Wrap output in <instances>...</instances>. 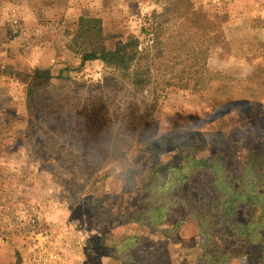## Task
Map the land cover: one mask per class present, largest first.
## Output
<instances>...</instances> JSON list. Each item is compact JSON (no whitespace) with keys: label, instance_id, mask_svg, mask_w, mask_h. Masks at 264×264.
Returning a JSON list of instances; mask_svg holds the SVG:
<instances>
[{"label":"rangeland","instance_id":"rangeland-1","mask_svg":"<svg viewBox=\"0 0 264 264\" xmlns=\"http://www.w3.org/2000/svg\"><path fill=\"white\" fill-rule=\"evenodd\" d=\"M177 1L201 12L185 21V38L209 45L208 64L221 72L209 82L188 74L173 80L184 88L161 90L169 75L156 71L138 90L111 80L118 71L101 60L82 61L81 15L102 20L100 45L136 36L144 49L177 31L180 19L153 16ZM88 5L27 26L31 71L2 62L0 39V66L25 84L17 101L0 97V264L30 262L46 248L59 255L53 264H264L261 242L231 225L251 222L254 237L264 235V208L244 198H264V179L247 167L253 151L264 154V43L253 60L237 55L264 36V0Z\"/></svg>","mask_w":264,"mask_h":264},{"label":"trees","instance_id":"trees-1","mask_svg":"<svg viewBox=\"0 0 264 264\" xmlns=\"http://www.w3.org/2000/svg\"><path fill=\"white\" fill-rule=\"evenodd\" d=\"M189 1V0H188ZM195 9L187 10L178 1L166 9L163 13H154V19L160 17H169L174 20L180 19L178 29L175 28L174 32H165V37H161V40L156 39L154 45H149L147 48L140 49L141 42L136 36H129L126 40L116 44L113 48H106L100 45L105 40L103 34V22L97 17H87L81 15L79 19V34L85 40H89L88 48L82 52V61H94L101 60L108 67H112L118 71L115 77L111 80L114 82L118 80H127L129 84L133 85L135 89L141 90L144 87L152 83V78L156 71H165L169 75L166 87L175 86L178 88H184V86L174 85V79L182 80L188 74L198 77L199 79H207L209 82L217 75H220L218 71H214L210 68L209 62V45L205 49H201L198 45L194 44L190 46L185 38V21L191 16L200 15ZM169 18L165 21H154L156 28L162 29L163 25H168ZM178 21H176L177 23ZM192 25V24H191ZM190 25V26H191ZM169 30V28H167ZM167 30V31H168ZM143 32L145 29L142 30ZM209 40V38L207 39ZM219 42L215 43V46ZM162 67V68H160ZM47 76L46 78H48ZM40 78H42L40 76ZM35 75L34 80L40 79ZM202 81V82H203ZM199 86V84H195ZM163 95V94H162ZM190 164H193L195 168H209L211 163L206 158H191ZM155 173L158 171L156 167L158 164H153ZM247 167L254 174L256 180L261 181L264 179V154L259 153L258 150L253 151ZM180 172L182 168H179ZM154 172V171H153ZM179 172V173H180ZM154 175V173H153ZM160 180L157 178L156 182ZM247 202H251L252 205H261L264 208V203L259 204L260 201H264L257 193H252L244 196ZM235 227V230L241 231V235L250 237L247 240L252 242H261L262 249L264 250V235L261 240L254 237L256 234L254 231L253 223H231ZM251 237H253L251 239ZM225 255L223 252H221Z\"/></svg>","mask_w":264,"mask_h":264},{"label":"crops","instance_id":"crops-1","mask_svg":"<svg viewBox=\"0 0 264 264\" xmlns=\"http://www.w3.org/2000/svg\"><path fill=\"white\" fill-rule=\"evenodd\" d=\"M92 1L93 0H0V39H3V46L6 47V49L1 51L3 58L2 62L6 63V61H8V63L15 64L18 69L31 71L33 66L31 65L30 55L34 47H31L30 38L27 32L25 33V29L28 30L27 26L40 23L38 18L47 14L54 15L56 13L67 12L65 9L66 7L72 10L74 6H89L88 3ZM251 29H253V27H251ZM262 30L264 31V29ZM259 43H264V36H255V38H252L250 41L238 45L240 50L237 51V55L241 56L244 54L246 55L245 58L253 60L256 55H259V51L254 52L253 47ZM38 47L40 51L46 48L40 44H36V48ZM216 49L221 53L222 50L220 47ZM17 85L24 86L25 84L16 76H8L5 73L4 66H0V97L3 92L8 91L9 102L17 101L19 98L15 93ZM21 99L24 100L23 97L20 98V100ZM23 100L22 102L18 101L17 109L18 113L25 115L26 106Z\"/></svg>","mask_w":264,"mask_h":264},{"label":"built area","instance_id":"built-area-1","mask_svg":"<svg viewBox=\"0 0 264 264\" xmlns=\"http://www.w3.org/2000/svg\"><path fill=\"white\" fill-rule=\"evenodd\" d=\"M44 238H47V233L45 232ZM58 253L50 249H44L38 256L34 257L30 262H25L24 264H53L58 261Z\"/></svg>","mask_w":264,"mask_h":264}]
</instances>
